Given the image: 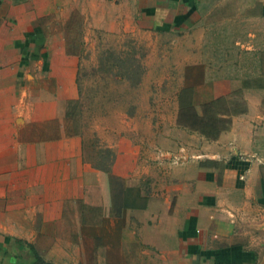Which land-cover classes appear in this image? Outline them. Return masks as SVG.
<instances>
[{"label":"crops","instance_id":"obj_1","mask_svg":"<svg viewBox=\"0 0 264 264\" xmlns=\"http://www.w3.org/2000/svg\"><path fill=\"white\" fill-rule=\"evenodd\" d=\"M228 1L102 0L116 6L113 14L94 10L95 0H0V264H33L26 243L64 264L60 228L68 206L102 195L109 180L123 199L142 186L140 172L158 163L144 206L120 209L126 227L136 218L134 233L146 245L133 252V264L147 256L148 264H264V0H247L249 8L234 16L245 21L243 42L229 46L239 58L198 63L202 74L189 99L196 127L177 121L157 147L170 152L159 158L123 123L109 172L90 159L88 131L78 129L80 59L49 26L61 5L86 13L91 3L96 27L183 31ZM178 103L177 119L188 107L184 96ZM118 239L117 257L129 259ZM101 246L100 264H109V246Z\"/></svg>","mask_w":264,"mask_h":264},{"label":"rangeland","instance_id":"obj_2","mask_svg":"<svg viewBox=\"0 0 264 264\" xmlns=\"http://www.w3.org/2000/svg\"><path fill=\"white\" fill-rule=\"evenodd\" d=\"M101 1L95 0L96 7L88 3L87 14L81 10L83 7H74L69 12L66 9L69 5H61L57 12L59 18L55 13L49 26L52 34L61 33L60 37L65 39L70 52L80 59L78 87L84 111L77 121L78 129L84 127L88 131V143H92L88 146L90 159L99 167L110 169L115 159L111 144L123 123V129L145 149L147 155L151 153L159 158L170 152L160 151L157 147H162V138L175 129L177 121L196 127V118L190 107H186L184 115L176 118L178 100L181 96L190 97L200 80V61L216 67L234 60L235 54L240 57V51L236 52L235 47L230 50L229 46L244 40L245 21L234 16L248 9L249 3L247 0L228 1L215 8V12L212 8L205 12L200 22L190 29L159 32L136 24H121L113 30L92 25L88 19L91 5L94 10L98 7L97 12L104 9L113 14L116 12L115 5L108 7ZM67 12L70 13L69 19L66 18ZM207 128L213 130L211 123ZM151 162L154 163L153 158ZM158 164H151L141 171L142 186L125 190L123 199L118 195L119 185L109 180L102 195L68 206L60 228L65 249L59 262L100 264L101 245H108L109 264H133V252L146 245L139 234L134 233V229L138 231L136 218L131 216L132 221L126 227L127 219L120 216V209L126 204L142 206L147 202L156 181V166L162 168V164ZM142 188L146 195H141ZM118 236L129 259L117 257ZM70 242H73L72 246ZM76 242L81 243L77 251ZM39 252L45 254L47 251ZM69 254L75 255V259L69 261ZM56 256L60 257V254ZM145 259L141 264L152 261L148 256Z\"/></svg>","mask_w":264,"mask_h":264},{"label":"trees","instance_id":"obj_3","mask_svg":"<svg viewBox=\"0 0 264 264\" xmlns=\"http://www.w3.org/2000/svg\"><path fill=\"white\" fill-rule=\"evenodd\" d=\"M184 99H185V102L187 103V105L186 106H188V107H192L191 106V104H192V100H189L190 99V97H186V96H184ZM103 171H105V172H109V171H111V167H110V169L108 168V169H105V168H103L102 166L100 167ZM129 206H134V207H137V206H135V205H132V204H130V205H127L126 204V206H125V208H127V207H129ZM142 206H144V205H142ZM26 246L27 247H29V249L31 250V252L34 254V257H35V260H34V262H33V264H55V263H52V262H48L42 255H41V253L38 251V249L33 245V244H31V243H26Z\"/></svg>","mask_w":264,"mask_h":264}]
</instances>
